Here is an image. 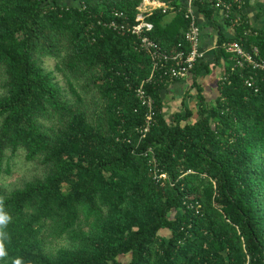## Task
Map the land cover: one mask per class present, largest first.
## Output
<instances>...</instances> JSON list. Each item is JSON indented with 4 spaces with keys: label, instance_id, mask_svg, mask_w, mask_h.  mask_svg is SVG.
<instances>
[{
    "label": "trees",
    "instance_id": "obj_1",
    "mask_svg": "<svg viewBox=\"0 0 264 264\" xmlns=\"http://www.w3.org/2000/svg\"><path fill=\"white\" fill-rule=\"evenodd\" d=\"M215 1L193 3L209 24ZM222 1L232 3L226 26L239 22L228 40L217 26L212 61L226 63L227 80L214 104L198 93L195 113L167 118V82L144 84L155 116L139 139L145 110L133 91L150 63L133 36L102 24L113 12L134 24L141 0H0V177L16 156L42 168L0 187V264H264V72L253 93L243 80L256 72L230 70L222 48L246 33L244 49L264 62V37L248 36ZM147 21L164 50L186 48L181 12Z\"/></svg>",
    "mask_w": 264,
    "mask_h": 264
},
{
    "label": "built area",
    "instance_id": "obj_2",
    "mask_svg": "<svg viewBox=\"0 0 264 264\" xmlns=\"http://www.w3.org/2000/svg\"><path fill=\"white\" fill-rule=\"evenodd\" d=\"M195 0H184L182 6L174 11L172 3L175 0H141L135 8L136 15L134 24L127 26V18L122 13L113 12L115 19L103 23L102 26L111 30L117 35L130 34L134 37V50L144 54L150 63V73L146 80L140 86L134 89V95L140 105L144 108V123L136 130L139 139H142L148 132L150 126L154 122L155 109L152 97L144 90V84H157L166 81L167 84L186 79L191 75L195 66L202 62L205 57V52L200 48V19L204 18L197 13L193 8ZM236 8L240 11L243 6V0H232ZM214 9L219 12L221 18L225 21L229 18L232 9V3H227L222 0L215 1ZM155 10H160L161 13L181 12L184 19L187 21V28L183 35V41L186 48L182 44H178L174 52L170 53L164 50L160 45L154 42L149 34L152 31V24L147 21V18ZM172 11V12H171ZM116 19H121L122 22H117ZM230 29L233 31L239 22V18L230 20ZM246 33L239 38L238 41L227 42L222 45L223 50L232 55L233 66L230 70H239L242 68H250L256 72L250 74L243 80L245 88L253 93H258L256 76L258 72H264V62L259 57L258 48L253 46L250 50L244 49L241 40ZM227 75L220 78V82H225ZM151 153L148 149L144 155ZM148 164L152 179L157 181L159 177L155 170V159L152 156Z\"/></svg>",
    "mask_w": 264,
    "mask_h": 264
},
{
    "label": "crops",
    "instance_id": "obj_3",
    "mask_svg": "<svg viewBox=\"0 0 264 264\" xmlns=\"http://www.w3.org/2000/svg\"><path fill=\"white\" fill-rule=\"evenodd\" d=\"M240 16L248 28V36L264 37V0H243ZM214 19L215 22L210 24L204 18L200 19V48L205 52V57L197 66L196 72L186 79L168 83L167 90L163 91L165 114L168 118L174 112L184 109L195 113L198 93L209 106L214 104L219 95V81L224 75L226 63L220 61L215 64L212 61L218 36L217 26L227 40L235 35V30L226 26L217 11L214 12Z\"/></svg>",
    "mask_w": 264,
    "mask_h": 264
},
{
    "label": "rangeland",
    "instance_id": "obj_4",
    "mask_svg": "<svg viewBox=\"0 0 264 264\" xmlns=\"http://www.w3.org/2000/svg\"><path fill=\"white\" fill-rule=\"evenodd\" d=\"M67 2H63V4H66ZM43 66L45 69L52 71L54 70V61L46 59L43 61ZM55 78L59 84L63 86V83L57 74H55ZM9 166L11 174L0 177V187L4 188L6 191L19 187L23 181L29 180L33 177H40L42 175L41 166L24 161L22 156L12 158Z\"/></svg>",
    "mask_w": 264,
    "mask_h": 264
}]
</instances>
